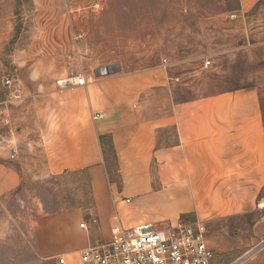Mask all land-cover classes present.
I'll list each match as a JSON object with an SVG mask.
<instances>
[{
	"label": "crops",
	"instance_id": "1",
	"mask_svg": "<svg viewBox=\"0 0 264 264\" xmlns=\"http://www.w3.org/2000/svg\"><path fill=\"white\" fill-rule=\"evenodd\" d=\"M239 2L235 25L226 27L234 40L249 35L247 14L264 0ZM168 65L121 67L104 76L95 68L84 73L83 85L68 83L76 75L45 78L21 67L22 97L8 89L0 97V198L30 176L84 174L88 183V204L34 219L41 260L58 264L64 255L78 264L79 252L109 240L117 224L182 218L206 223L218 264H229L264 241V210L258 209L264 200V108L258 88L178 100ZM102 135L113 140L117 182L110 180ZM92 216L98 222L81 227ZM250 258L249 264H264V248Z\"/></svg>",
	"mask_w": 264,
	"mask_h": 264
},
{
	"label": "rangeland",
	"instance_id": "2",
	"mask_svg": "<svg viewBox=\"0 0 264 264\" xmlns=\"http://www.w3.org/2000/svg\"><path fill=\"white\" fill-rule=\"evenodd\" d=\"M239 6V0H0V97L4 77L21 67L62 78L105 65L135 71L163 63L175 99L254 86L264 108V2L247 14L249 35L234 40L226 27L235 25L231 14ZM89 202L84 174L30 176L0 198V264H52L36 254L34 219ZM263 248L264 241L253 246L244 264Z\"/></svg>",
	"mask_w": 264,
	"mask_h": 264
},
{
	"label": "built area",
	"instance_id": "3",
	"mask_svg": "<svg viewBox=\"0 0 264 264\" xmlns=\"http://www.w3.org/2000/svg\"><path fill=\"white\" fill-rule=\"evenodd\" d=\"M236 14H231L235 18ZM210 64V60L205 62ZM84 73L71 78L68 83L86 84ZM4 84L14 98L22 97V81L15 73L4 77ZM102 116V115H97ZM9 120H6L8 122ZM264 208V200L258 203ZM94 216L84 220L81 227L97 223ZM251 252L229 264H244ZM58 264H69L67 256H59ZM78 264H218L217 253L208 244L206 223L182 218L176 223H148L134 227L117 224L106 241L91 244L79 252Z\"/></svg>",
	"mask_w": 264,
	"mask_h": 264
},
{
	"label": "trees",
	"instance_id": "4",
	"mask_svg": "<svg viewBox=\"0 0 264 264\" xmlns=\"http://www.w3.org/2000/svg\"><path fill=\"white\" fill-rule=\"evenodd\" d=\"M100 138L110 180L117 182L119 179V164L112 137L110 135H102Z\"/></svg>",
	"mask_w": 264,
	"mask_h": 264
},
{
	"label": "water",
	"instance_id": "5",
	"mask_svg": "<svg viewBox=\"0 0 264 264\" xmlns=\"http://www.w3.org/2000/svg\"><path fill=\"white\" fill-rule=\"evenodd\" d=\"M118 70H121V66L119 64H113V65H105L97 68L95 70V74L97 76H104L108 75L114 72H117Z\"/></svg>",
	"mask_w": 264,
	"mask_h": 264
}]
</instances>
